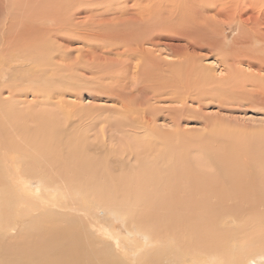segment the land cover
Here are the masks:
<instances>
[{"label": "bare ground", "instance_id": "obj_1", "mask_svg": "<svg viewBox=\"0 0 264 264\" xmlns=\"http://www.w3.org/2000/svg\"><path fill=\"white\" fill-rule=\"evenodd\" d=\"M148 1L129 0V10H134L133 13L135 14L132 17L136 19L127 18L126 26L124 27H127L128 24L143 22L145 19L149 22L152 21L144 29H140L141 31L138 30L140 33H136L132 29H112V33L107 34L104 32L106 40L103 37H99V33L103 32L97 34L99 39L103 38L104 41L101 49H104L103 46L111 44L110 47L108 46V51L113 54L117 50L120 54L115 62L113 61V63L109 64V67L111 65H119L118 63L123 64L125 61L135 60L137 57L140 62L133 67L134 72L137 74L142 71L139 75L149 73L151 78L147 75L148 79L159 83L156 88L148 87L147 91H141L142 93H139L138 96L134 95V97H137L136 100L123 104L121 113L125 116L123 120H126L122 121L124 122L123 126L129 125V128L135 131L137 129H146L147 127L150 129V118L147 114L150 110H155L157 103L162 102L178 103L179 106H175L174 109L181 113L192 111L189 104L193 102L198 103L196 108L198 107L200 110L206 104L209 106L214 101L219 102L220 104L218 105L220 107H223L222 105L224 104H234L236 101L255 102L258 106H264V0H150L149 3ZM1 6L2 3H0ZM0 10L2 12V9ZM69 10H67L68 13ZM211 10H215L217 16L225 17V22L229 26L238 24L239 28L238 35L233 38L232 51L226 52V50L220 53L219 62L222 67L220 74L215 73L212 66L203 65L202 61L206 55L197 54L190 50L192 47L199 46H197L198 40L210 39L204 26L209 25L211 22L207 15L208 11ZM60 15L63 17V13ZM60 15L55 16L56 18L51 16L53 20L56 19L57 26L53 27V30H51L52 28L47 30L56 32V30L67 28L68 22H65V20L63 22ZM47 16L46 18L44 17L45 20ZM78 19L73 14L70 16L71 23H74L71 29H73L75 34L82 33L83 38L86 36L89 40L90 37L88 35H94L95 31L90 26L88 27H90L91 31L85 27H82L83 29L80 28L81 25H78L82 23L77 21ZM101 20L103 21V19ZM90 22L92 24V21ZM71 23H69L70 26H72ZM82 25L84 26V24ZM154 25L158 29L157 31H169L174 36L178 34V39L181 38L185 42V46L177 50L179 57L175 63H172L174 65L173 68H163L162 64L160 67L154 53L142 46L144 43L155 41L152 37L156 31H153L152 27ZM141 27L142 25L138 28ZM10 28L12 29L11 26ZM16 29L15 27V37L11 36L7 26L2 32L0 56H8L4 63L6 67H9L11 61L15 60L13 59L14 54H17L15 58L19 61L20 48L25 47L24 45H22L23 47L18 46L22 43L19 44L20 29L18 31ZM99 30H96V32ZM26 31H24V34H26ZM105 35L102 34V36ZM81 37L80 40L83 39ZM95 37L91 38L97 40L98 38ZM56 39L58 40V38ZM255 41L257 43L256 46L250 48L248 45H253ZM120 43H123V45H120ZM89 44L84 46L88 47ZM68 45H66L65 51L62 50L63 46L58 44L55 49L56 52L53 51L54 49H52L53 52H48L47 58H44L46 60L45 65L58 63V60L54 62L56 60L54 54L61 57L63 55L66 57L68 53L70 54L69 49L71 47ZM222 49L225 50V48ZM79 50L82 51V54L80 53L82 57L77 55L76 58H85L86 54L83 53V48ZM58 51L60 52L58 53ZM236 51H239L238 54L235 53ZM61 52L64 53L62 54ZM80 58L76 61L77 64L79 63L78 65L76 64L77 67H81V69L86 67V70L88 66L91 67V62L88 60L87 62L81 61ZM145 61L148 62L146 64L148 68L143 67L146 63ZM82 63H86V65L84 64L83 66ZM76 65L72 64L74 67ZM239 65L248 66V68L256 71L249 72ZM103 66H106V64ZM127 66H129L128 63ZM121 68L118 69L122 70ZM110 70L112 69L110 68ZM110 70L108 71L110 72ZM128 70L131 71V67ZM99 71L100 69H97V72ZM156 72H159V74ZM242 72L244 75L241 74ZM163 73L166 74L165 77H163ZM14 74V70L4 69L0 76V264H137V259L140 262L138 264H165V262L169 264H187L185 263L187 258L195 251L208 254L211 264H235L232 259L236 258L233 255V258L229 257V259L226 256L228 253H232L229 248H227L229 249L227 253L226 246L230 243V237H232L231 234L233 235L234 231L232 230V233L231 230L222 227L225 222L224 216H232L238 222L237 225L242 228L252 223L264 225V163H262V160L258 161L259 166L257 169L260 172L258 175L255 173L256 176H247L249 169L241 165L218 168L219 166L217 165L213 167L205 165L206 161L201 163L204 166H201V164L200 166H185L182 171V165L177 164L175 161L176 152L174 150H171V152L166 149L157 150L150 141L143 144L145 141L143 142V138L140 136L138 138L140 137L139 139H141L143 145H140L139 148L128 143L122 149H110L111 146L107 149L108 140L106 141L105 139L106 143L104 144V141H102V147H105L107 151L103 155L104 150L101 148L102 160L100 154H97L99 151L96 154L99 155L100 159L92 157L88 154L89 152H86L87 156L85 153L80 152L79 145L81 144L76 142L72 143V145L70 144L72 147L69 148L68 146L71 152L68 154L67 161L72 162V164L67 163L69 166L66 168L64 165L61 167L57 163V165H53L48 161L53 165V167L49 166L51 171L43 169L47 172L46 177L56 185V196L52 197L53 202H49L52 200H50L49 195L47 196V186L49 185L46 186L44 183L39 187L41 192L37 196L31 190L19 191V195L16 196L15 192L11 194L7 189L8 195H6L1 184L7 176L6 174L9 173L10 156L16 154L18 156L16 158L17 162L21 155L20 153L27 151V149L23 150L21 148L20 143L17 144L11 140L16 129L20 128V119H18L20 115L13 112V114L5 118V114L11 111L13 104L20 100L18 90L14 93L5 89L14 85V83H11ZM142 94L145 97L140 98ZM196 110H193V112ZM127 120H130L133 124H126ZM106 121L108 125L109 120L107 119ZM61 123V121H57L56 125L59 127ZM104 125L101 127V131L105 129ZM178 125L180 126L179 123ZM58 127L56 128L58 129ZM258 128L255 127L254 129ZM53 130L52 128L49 131ZM18 133H20V130H18ZM87 135L90 136L89 133ZM132 135H135V133ZM102 136L105 137V134ZM259 136L264 137V131ZM155 140H157L156 137ZM260 140L264 141L263 139ZM81 141L86 143L85 140L81 139ZM95 141L94 143L99 142L96 139ZM132 142H134L133 139ZM139 143L136 144L138 145ZM32 147L36 154L40 147L36 145ZM58 154L61 153L58 152ZM252 157L254 158V156ZM257 157L259 158V156ZM53 158L54 156H52ZM104 158L107 160L106 165H104L105 163L103 164ZM253 158H251L252 162ZM20 159H22L21 156ZM207 162L209 163V161ZM257 169L255 172L258 171ZM182 173H185L184 177H182ZM56 180L57 182L55 183ZM8 181L12 184L13 180L9 178ZM27 182L30 181L27 180ZM27 182L26 184H28ZM182 188L184 189L182 190ZM10 189L11 187H9ZM159 192V197H156L155 194ZM12 199L15 201H12ZM28 199L35 202V204L28 201ZM234 201L237 203H234ZM91 202L113 207L117 216L118 214L125 216L131 228L136 226L139 232H143L146 235V245L140 247V245L133 244L128 248L130 255L121 254V250H117V247L115 250H109L99 246L98 242L100 240L96 237L97 225L94 219V216L97 215L92 212L91 218L90 210L87 206H82L87 213L79 207V204L89 205ZM225 203L228 205H226L225 211L222 212L224 216L217 220L215 217V212H218L216 206ZM52 205H55L61 211L63 209L61 214L58 212L59 215H57V213L51 212L50 208ZM40 210H44V212L40 213ZM66 210L69 211L64 212ZM33 211H36V214H32ZM25 219H30L28 220L30 224L20 233V229L16 230V228H20L21 222ZM236 227L238 228V226ZM106 230L108 229L106 228ZM13 233L16 235H13ZM260 234L263 233L261 232ZM233 236L235 237V234ZM111 238L116 240L114 236H111ZM262 240L264 243V234ZM117 251L122 257L116 254L118 253ZM239 252L241 251L239 250ZM253 256L255 257L254 262H245V264H264V248L263 251L256 252ZM131 257L134 259L133 261H131ZM195 264L202 263L196 260Z\"/></svg>", "mask_w": 264, "mask_h": 264}, {"label": "rangeland", "instance_id": "obj_2", "mask_svg": "<svg viewBox=\"0 0 264 264\" xmlns=\"http://www.w3.org/2000/svg\"><path fill=\"white\" fill-rule=\"evenodd\" d=\"M149 2L150 0L148 1V3ZM0 3H2V6L0 7V9H2V12L0 10V44L2 32L7 26L9 33H11V36L13 35L12 37H15L16 35L14 34L16 32L14 30L15 27L17 28V31L20 29L19 44H22L18 46H25L23 48H20V55L18 57L19 61H17V58H15L17 57V54H14V57H12L15 60L11 61L9 67H6L4 65L5 60L8 56H0V76L4 69H11V71H15V74L12 78L13 81H11V83H14V85L5 89L14 93L16 92V90H18V94L20 96V100L13 104L11 111L5 114V118L8 115L13 114V112H16V114L20 115V117H18V119H20V128L16 129V132L12 135L11 140L17 144L20 143L19 145L23 150L27 149L25 153H20L22 159H20L19 156L17 162L16 158L18 156L16 154L10 156V164H8L10 165L9 173L11 174H6L7 176L4 178L1 184V186L3 185L2 188L5 190L4 193L6 195H8L6 192L7 189L11 192V194L15 192L16 196L19 195V191L24 192L27 190H31V192H33L34 194H36L35 196H37L41 192L39 187L42 183H44L46 186L49 185L47 186V196L49 195L50 200H52V197L56 196V185L53 184L48 177H46L47 172L45 171H51V169L49 170V166L53 167V165L59 164V166L63 167L64 165V167L67 168L69 166L67 165V163L72 164V162L67 161V157L71 152L69 148L72 147L71 145L74 142L81 144L79 145V148L81 149L80 152H83L85 154L86 152H89L88 154L92 157L100 159L99 155L97 154H100V156L102 155V141H104L105 139L106 141L108 140L107 149L110 148V146V149H122L128 143H131V145L134 147L138 146L139 148L140 145H143L150 141L153 147L157 150L166 149L169 152H171V150H174L176 152V157H179H177L179 161L176 157L175 161L177 164L179 163L180 165H182V171L185 169V166H200L202 162L206 161V163H204L205 165L212 167L214 165H217L219 166L218 168L229 167L231 165L244 166L246 169H249L246 174L247 176H256L255 173H257V175L259 174L260 170L257 169V167L259 166L258 161L262 160V163H264V141L260 140H264V137H258V135L264 131V106H258V104H256L255 102L246 103L245 101H236L231 105L221 104L224 107L223 108L218 105L220 104L219 102L214 101L212 102V104H209V106L206 104L201 110L198 107L196 108L198 103L193 102L189 104V106L192 108V111L183 113L174 109L175 106H179L178 103L162 102L159 104L157 103L155 110H150V112L147 114L150 118V129L147 127L146 129H137L135 131L134 129L129 128V125L123 126L124 122L122 121H126L123 120L125 119V116L121 113V107L123 106V104L136 100V96H138L139 93H142L141 91H147L148 87L156 88L159 84L148 79V77L151 78V76H149V73H147L146 75H139L140 73H142V71L137 74L134 72L133 67L135 66V64H138L140 62L137 57L135 60L133 59L131 61H125L123 64L118 63L120 66L111 65L109 67V64L113 63V61L115 62L119 58L118 55L120 54L117 50L116 52H113V54L112 52L108 51L111 44H108L109 47L106 45L103 46L104 49H101L102 43H104L103 38L106 37L105 33H112V29L115 30L117 28H125L132 29V31L140 33L138 32V30L141 31L142 29H144V27L152 22H149L147 19H145L143 20V22L130 25L128 24L129 26L127 25V27H124L126 26L125 22L127 21V18H130L135 14L133 13L134 10H129V0H1ZM79 9L81 11L78 12L77 10ZM67 10H69V13ZM215 12V10L208 11L207 15L211 22L209 25L207 24L204 26L207 31L206 34L209 35L210 39H203L201 41L198 40L197 46H199L194 48L192 47L190 48V50L196 52L197 54L199 53L202 55H206V57L202 61L203 65H206L208 67L212 66L215 73L220 74V71L222 69L219 62L220 53L226 50V52L232 51L231 46L233 45V38L238 35L239 28L238 24L229 26L225 22V17L219 15L217 16ZM62 13L63 17L62 15H60ZM72 14L75 16V18H79L77 21H81V23L84 24L83 26L79 23L78 26L81 25L80 28L85 27L87 28V30L89 29L91 31V27L95 31L94 35H88L90 37L89 40L86 36V39L84 40L85 37L83 38L82 33H79L81 34L79 36L78 33L75 34L73 32V29H71L74 26V23H71L72 21L70 20V16H72ZM59 15L63 22L64 20L65 22H68L67 28L63 30H56V32L51 31L53 30V27L57 26L56 19L53 20L52 17H57ZM46 16L47 19L45 20ZM49 17L51 20L48 19ZM42 18L43 20H41ZM101 19H103V21ZM132 19L136 18L132 17ZM90 21H92V24ZM102 22L104 23L102 24ZM12 23L14 24L12 25ZM69 23H71L72 26H70ZM87 23H89L90 25ZM141 25L142 27L138 28ZM10 26L12 27V29L14 28V31L10 28ZM152 28L153 31L156 30L152 36L153 40L155 41L144 43V45L142 46L154 53L156 59H158L157 62L159 61L158 63L160 67L162 64V66H164L163 68H173L174 65L172 63H175L179 57L177 50L182 46H185L184 40H182L181 38L178 39V34H175L174 36L172 35L173 33L169 31H157L158 29H156L155 25ZM96 30L99 31L96 32ZM24 31H26V34H24ZM27 32L30 33L28 34ZM168 32L169 34H167ZM98 33L99 37H103L102 39L100 38L102 41L97 36ZM102 34L105 36H102ZM93 36H96L95 38L98 39H92L91 37ZM80 37L83 39L80 40ZM56 38H58V40ZM104 39L106 40V38ZM58 44H61L63 46L62 50H64L66 45L69 44L68 46L72 48V50H70V47V49L68 48L70 54L68 53L66 57L65 55H63L62 57L64 58L57 54H54V58L56 59L54 62H57L58 60V63L45 65L46 60H44V58H47L48 52L50 53L52 49H54L53 51L56 52L55 49L57 48ZM85 44H89L90 48L88 49L89 45L88 47L84 46ZM121 44L123 45V43H120V45ZM256 44L257 43L255 41L253 45L248 46L252 48L255 47ZM74 47L76 48L74 49ZM80 48H83V53L86 54V57L83 59L80 57L76 58L77 55L81 56L82 54V51L79 50ZM222 48H225V50H223ZM122 49L124 50V48ZM59 52L60 51H58V53ZM238 52L239 51H236L235 53L238 54ZM61 53L63 54L64 52ZM79 58L81 61L83 60L87 62L88 60L89 62H91V67L93 68L88 66L86 70V67L85 69L77 67L79 63L77 64L76 61ZM36 61H38L39 63ZM147 61H145L146 63L143 66L144 68H148V65H146L148 64ZM127 63L129 66H127ZM72 64L77 65L74 67L72 66ZM84 64L86 65V63H82L83 66ZM105 64L106 66H103ZM239 66L249 72L256 71L248 68V66L245 65ZM130 67L131 71L128 70V68ZM110 68L113 70V72L112 70H110ZM118 68H121L122 70ZM97 69H100V71L97 72ZM108 70H110V72ZM80 73L82 74L80 75ZM156 73L159 74V72ZM160 74H162V72H160ZM241 74L244 75L243 72ZM98 75L100 76L98 77ZM165 75L166 74L163 73V77H165ZM143 94L140 98L146 96V94H144L145 96ZM6 95H8V93H6ZM134 95L136 96L134 97ZM195 109L197 110L193 112V110ZM92 119H94L95 121L93 120L92 122ZM107 119L109 120V126L106 123ZM57 121L62 122L59 127L58 125H56ZM128 123L133 124L130 120H127L126 124ZM178 123L180 124V126L178 125ZM103 125L105 129L104 131H101V127ZM178 126L180 129L178 128ZM56 127H58V129ZM255 127L260 128L254 129ZM52 128L54 130L49 131L52 130ZM147 129L149 130L147 131ZM18 130H20V133H18ZM138 132L141 133L139 134ZM88 133L90 136L87 135ZM134 133L135 135H132ZM104 134L105 137L102 136ZM138 136L142 137V141L145 142L143 143L141 139H139L140 137L138 138ZM155 137L157 140H155ZM80 138L82 140H85L86 143H83ZM131 138L134 142H132ZM95 139L97 141L99 140V142L94 143L96 142ZM105 143L106 142L104 141V144ZM136 143L139 144L137 145ZM34 145L41 148H39V151L36 152V154L34 153L35 151L32 147ZM46 148L48 149L46 150ZM103 150V155H105L107 150L105 147L103 148ZM58 152H60L61 154H58ZM96 152L98 153L96 154ZM43 155L48 157V159H46L45 156L43 157ZM52 156H54L53 159L55 162L53 161ZM55 156H57L58 158ZM252 156H254V158ZM257 156H259V158ZM251 158H253V162L251 161ZM48 161H50L53 165ZM207 161H209L210 164ZM106 162L107 160L106 158H104L103 164L105 163L104 165H106ZM252 164L255 166H253ZM201 166L204 165L201 164ZM255 168L258 171L255 172ZM43 169L46 170L44 171ZM251 169L252 171H250ZM35 174L37 175L35 176ZM184 175L185 173H182V177H184ZM9 178L13 180L12 184L9 183ZM26 179L30 182H27ZM26 182L28 184H26ZM56 182L57 180L55 181V183ZM3 183L6 184L4 185ZM9 187H11L10 190ZM20 188L24 190H21ZM183 189L184 188H182V190ZM159 195L160 192L155 194L156 197H159ZM12 201L15 200L12 199ZM28 201H30V199H28ZM30 202L35 204V202L33 201ZM49 202H53V200ZM234 203L237 202L234 201ZM221 205L216 206V210H218V212H215V217L217 220L223 218L224 215H222V212L225 211L226 205L228 204L225 203ZM54 206H51L50 211L53 213H57V215H59L58 212L61 214L63 209L61 211V209L59 210V208ZM82 206L88 207V209L90 210L91 218L92 212L97 215L94 216V219L96 221L95 224L97 225L96 237H98V239L100 240L98 242L99 246H103L109 250H115V248L117 247V250H121V254L126 253L130 255V251H128V248L133 244H136L138 246L140 245V247H144L146 245V235L143 234V232H139L136 226L131 228L127 218L123 215L121 216V214H118L117 216V213L113 207L100 205L97 204V202L96 204H93L91 202L89 203V205L79 204V207L83 210ZM219 208L221 209V211ZM67 211L69 210H66L64 212ZM83 211L87 213L86 210ZM43 212L44 210H40V213ZM33 213L36 214V211H33L32 214ZM224 217L225 222L223 223L222 227L231 231L233 230L234 233L233 231L232 233L233 235L235 234L236 237L235 238L231 234L233 238L230 237L231 241L227 244L228 247L225 245L226 251H229L230 249V251L232 252L230 254L227 251V259H229V257L233 258L234 256V258L236 259L232 260L235 264H245V262L248 263L255 260V257L253 255H255L256 252H261V250L263 251L264 248L262 247L264 245L262 240L264 234V225L259 223H252L251 225H246L242 228L240 225H237L238 222L232 216L225 215ZM28 220L25 219L22 222L20 220V228L17 227L18 229L16 228V230L20 229V233L23 232L30 224V221L28 222ZM236 226H238V228ZM106 228L108 230H106ZM261 232L263 234H260ZM13 235L16 234L13 233ZM111 236H114L116 240L114 238H111ZM239 250L241 252L238 253ZM117 252L118 253L116 254L119 257H122L119 251ZM192 254L189 255L190 257L187 258V262L185 263L195 264L196 260L200 261L202 264L212 263L210 261L209 255L206 253L195 251ZM133 260L134 259L131 257V261ZM138 263L140 262L137 259V264ZM165 264L169 263L165 262Z\"/></svg>", "mask_w": 264, "mask_h": 264}]
</instances>
